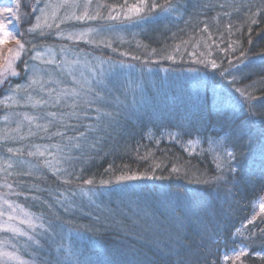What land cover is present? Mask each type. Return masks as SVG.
Wrapping results in <instances>:
<instances>
[{"label":"trees","instance_id":"16d2710c","mask_svg":"<svg viewBox=\"0 0 264 264\" xmlns=\"http://www.w3.org/2000/svg\"><path fill=\"white\" fill-rule=\"evenodd\" d=\"M93 8L60 28L120 27L109 46L30 32L34 1L19 0L23 54L0 100L25 80L31 51L47 46L71 49L118 87L37 101L23 149L12 148L23 133L8 125L0 154L38 170L0 172V196L32 219L22 235L0 229L20 257L0 264H264V0ZM8 110L0 104V115ZM222 150L233 156L219 161Z\"/></svg>","mask_w":264,"mask_h":264},{"label":"rangeland","instance_id":"374dc122","mask_svg":"<svg viewBox=\"0 0 264 264\" xmlns=\"http://www.w3.org/2000/svg\"><path fill=\"white\" fill-rule=\"evenodd\" d=\"M34 17L29 27V31L41 32L45 29L53 30L57 38L66 40L86 41L95 44L109 46L119 36L120 27H89V28H60L63 22L72 19H84L94 17L93 9L89 10L90 0H33ZM19 0H0V82L7 77L18 76L16 63L23 54V48L15 32V22L18 17L16 9ZM92 16V17H91ZM75 52L63 46L39 47L31 51L29 60L25 63L26 78L20 83L11 85L5 90L0 100L1 106L9 108L8 112L0 115V140L8 138V128L12 131H21L22 137L13 146V149H23L25 142L23 138L27 133L35 131L37 114L33 109L41 106L37 101L43 100L42 105L59 104L62 100L73 102L71 97L75 89L77 95L88 97V94L95 92L99 96L102 87L108 86L116 91L117 82L105 75L103 70H96L85 64L84 59L76 57ZM90 62V60H88ZM97 61V60H95ZM40 63H54L56 68L49 67L39 69ZM91 64V63H90ZM60 73L56 76L52 71ZM109 71V70H108ZM34 91V92H33ZM72 93H71V92ZM119 96L114 101L119 103ZM34 100V101H33ZM17 108V109H16ZM17 114H15V111ZM36 121V122H35ZM10 125V126H8ZM45 128V125L39 127ZM38 127V128H39ZM10 129V130H11ZM6 130V132H5ZM11 131V132H12ZM10 139V138H9ZM12 139H15L12 136ZM11 139V140H12ZM17 140V139H16ZM186 147L192 146L193 141L185 142ZM47 147L28 146L30 151L39 150L42 153ZM228 152L222 150L216 152L217 159L223 160ZM38 170L35 164L29 160L19 159L13 156L4 157L0 154V172H30ZM32 222L31 217L19 207L10 204L4 196H0V229L20 235L23 231V223ZM24 234V233H22ZM21 234V235H22ZM17 253L8 251L6 245L0 241V263L20 262Z\"/></svg>","mask_w":264,"mask_h":264},{"label":"snow or ice","instance_id":"6c2138e0","mask_svg":"<svg viewBox=\"0 0 264 264\" xmlns=\"http://www.w3.org/2000/svg\"><path fill=\"white\" fill-rule=\"evenodd\" d=\"M19 46H20L21 48L23 47V45H19ZM213 66H215V65H213ZM228 155H229V156H233V153H232V152H229ZM89 183H90V182H89ZM262 207H264V205H262ZM226 259H227V257H226Z\"/></svg>","mask_w":264,"mask_h":264}]
</instances>
